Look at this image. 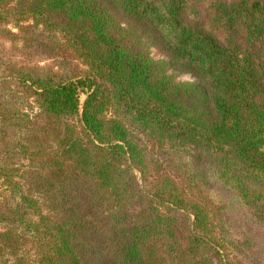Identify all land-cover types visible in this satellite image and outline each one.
<instances>
[{
  "label": "trees",
  "instance_id": "trees-1",
  "mask_svg": "<svg viewBox=\"0 0 264 264\" xmlns=\"http://www.w3.org/2000/svg\"><path fill=\"white\" fill-rule=\"evenodd\" d=\"M106 2L0 0V264H264V0Z\"/></svg>",
  "mask_w": 264,
  "mask_h": 264
},
{
  "label": "rangeland",
  "instance_id": "rangeland-1",
  "mask_svg": "<svg viewBox=\"0 0 264 264\" xmlns=\"http://www.w3.org/2000/svg\"><path fill=\"white\" fill-rule=\"evenodd\" d=\"M98 2H100L101 4L106 6L108 8V10L110 11V13L121 23V25L124 28H127V26H126L127 23L124 21L123 18H121V16L116 11H114L108 5L106 0H98ZM141 42L146 46V49H147V51H148V53L152 59L157 60V61L167 62L166 56L158 48H156L153 45L151 39L141 38ZM4 48H8V45L7 44L4 45ZM42 59H45V58H42ZM52 64H53L52 60H44V62L41 63L42 66H47V65L51 66ZM167 74L172 78L173 81L178 82V83L198 82L197 78L193 77L190 73L185 72L179 68L168 69ZM84 100H85V95L80 94L79 95L80 110H81V106H82ZM233 214H236V211H234L233 209H230V211L226 213V217L231 216ZM235 237H236V235H234L232 229H230L229 234L227 235V239H233ZM252 264H258V262L257 263L252 262Z\"/></svg>",
  "mask_w": 264,
  "mask_h": 264
}]
</instances>
